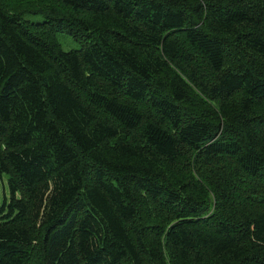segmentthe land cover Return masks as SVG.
Masks as SVG:
<instances>
[{
    "label": "trees",
    "instance_id": "16d2710c",
    "mask_svg": "<svg viewBox=\"0 0 264 264\" xmlns=\"http://www.w3.org/2000/svg\"><path fill=\"white\" fill-rule=\"evenodd\" d=\"M3 173L0 264H264V0H0Z\"/></svg>",
    "mask_w": 264,
    "mask_h": 264
},
{
    "label": "rangeland",
    "instance_id": "374dc122",
    "mask_svg": "<svg viewBox=\"0 0 264 264\" xmlns=\"http://www.w3.org/2000/svg\"><path fill=\"white\" fill-rule=\"evenodd\" d=\"M27 19L32 21H43L44 17L40 14H29ZM58 39L65 50L79 49L81 44L73 39V37L68 33H59ZM7 173L0 175V208L3 206L6 199L10 198V190L8 185Z\"/></svg>",
    "mask_w": 264,
    "mask_h": 264
}]
</instances>
